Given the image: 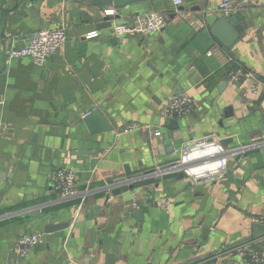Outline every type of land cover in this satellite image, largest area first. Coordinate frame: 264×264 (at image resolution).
<instances>
[{
  "label": "crops",
  "instance_id": "1",
  "mask_svg": "<svg viewBox=\"0 0 264 264\" xmlns=\"http://www.w3.org/2000/svg\"><path fill=\"white\" fill-rule=\"evenodd\" d=\"M221 1L142 0L114 9L0 0V264H106L109 257L114 264H201L216 256L217 264H245L238 248L252 240L264 264V235L252 231L253 219L264 218V0L236 2L229 16L242 13L245 29L229 48L210 32L225 17ZM149 12L164 17L162 31L113 37L116 24ZM61 26L66 42L43 67L7 57L37 30ZM94 31L97 37L85 38ZM239 66L256 84L229 80ZM181 94L194 100L192 111L166 118L167 101ZM95 109L110 130L88 131L82 119ZM203 136L230 140L221 178L184 191L186 180L165 177L110 195L112 183L127 177L125 166L130 176L163 167ZM246 145L260 147L233 153ZM59 169L75 174L79 197L59 200ZM137 210L141 221L131 216ZM55 225L64 228L45 230ZM32 234L40 241L19 255L17 241Z\"/></svg>",
  "mask_w": 264,
  "mask_h": 264
},
{
  "label": "built area",
  "instance_id": "2",
  "mask_svg": "<svg viewBox=\"0 0 264 264\" xmlns=\"http://www.w3.org/2000/svg\"><path fill=\"white\" fill-rule=\"evenodd\" d=\"M257 0H223L218 5V10L225 17L229 16L235 7L236 2L241 4H250ZM175 6L181 5V0H173ZM113 10H105L104 15L114 16ZM164 17L156 12H149L139 17L135 23L116 24L112 30L113 37H123L127 34L139 36L152 35L159 33L166 27ZM98 36L97 32L88 33L85 38L92 39ZM66 42V29L64 26L53 29H40L34 32L27 40L25 46L12 49L8 52V58L30 57L33 64L37 67H43L47 59L60 50ZM250 79L256 84L254 75L238 67L234 70L229 80L239 82L240 80ZM255 91V90H254ZM194 100L185 94L170 98L164 108V114L168 119L180 118L192 111ZM154 136H160L156 131ZM260 145H246L239 147L233 153H243L253 148H259ZM227 151L220 144L216 137L203 136L185 142L179 152L174 155L173 160L163 167L140 173L138 176L126 177L123 185H136L143 181L160 180L165 177H174L182 173L188 181L194 185H202L221 178L226 171L228 161L226 158ZM76 177L72 171L59 169L53 175V188L58 194L61 202H66L76 197L79 193L76 188ZM82 200L85 197L80 196ZM166 208V204L161 205ZM254 223L264 224V218L258 217L253 219ZM40 241L39 234L25 236L17 241L15 249L19 255H26ZM255 240L242 244L238 248L245 264H257L262 261V255L259 250L253 248ZM218 256L207 259L201 264H217Z\"/></svg>",
  "mask_w": 264,
  "mask_h": 264
},
{
  "label": "water",
  "instance_id": "3",
  "mask_svg": "<svg viewBox=\"0 0 264 264\" xmlns=\"http://www.w3.org/2000/svg\"><path fill=\"white\" fill-rule=\"evenodd\" d=\"M85 1L86 3H89L93 6H98V7H109V8H114V9H121L125 8L129 5L141 2L142 0H82ZM244 16L242 13H236L232 16H227L220 18L216 21V23L212 26L210 32L212 36L219 42V44L224 47V48H229L231 47L237 40L238 38L242 35L245 27H244ZM168 37L175 42V44H178L181 42L180 38L178 35L175 33H170L166 31ZM165 38V37H164ZM166 40V38H165ZM175 92L177 94L180 93L178 89H175ZM102 119V120H101ZM83 124L86 126L88 131L91 133L92 130L93 132L96 131H107L110 130L111 128L109 125L105 122V119L101 118V115L97 109L90 111L88 114H86L83 119H82ZM219 126L222 127L221 123L219 122ZM92 128H98L97 129H92ZM169 129L171 131H177L178 130V122L176 120H171L169 122ZM216 137H219V133L215 134ZM220 144L223 147H226L230 144L229 139H221ZM173 152V149H172ZM125 174L128 176L129 175V169L127 166L124 167ZM138 176V175H134ZM126 177L124 178H119L117 179L114 183H112V186L108 188L110 190V195L111 196H119L121 195V185L125 183ZM186 184L184 185L183 189L184 191L187 190L189 187H191L192 183L186 179V177L182 174L179 173L175 176L174 179H172L171 183H176V182H181L185 181ZM155 185V187H157ZM135 188V185H129L128 190H133ZM151 193L153 190L151 189ZM109 199V196L107 195L104 199V202L107 203ZM93 211H98L99 206H93L92 207ZM143 214V210H137L131 213V216L136 219V221H141V216ZM64 228V225H55V226H48L46 227L45 230L51 231V230H58ZM252 231H253V236L255 238L261 237L264 235V224L260 223H253L252 224ZM106 264H114V258L109 257L106 259Z\"/></svg>",
  "mask_w": 264,
  "mask_h": 264
}]
</instances>
